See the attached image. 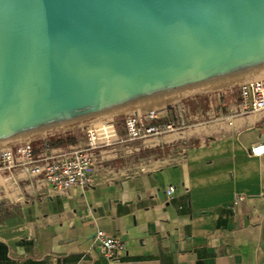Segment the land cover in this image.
I'll use <instances>...</instances> for the list:
<instances>
[{
  "label": "crops",
  "instance_id": "obj_1",
  "mask_svg": "<svg viewBox=\"0 0 264 264\" xmlns=\"http://www.w3.org/2000/svg\"><path fill=\"white\" fill-rule=\"evenodd\" d=\"M240 101L238 88L167 107L153 123L178 129L134 147L115 122L121 142L98 151L85 191L61 194L24 170H0V264H109L98 230L127 244L121 264H264V155L251 152L264 147V111L246 113ZM34 144L52 155L86 147L87 137L49 151Z\"/></svg>",
  "mask_w": 264,
  "mask_h": 264
},
{
  "label": "water",
  "instance_id": "obj_2",
  "mask_svg": "<svg viewBox=\"0 0 264 264\" xmlns=\"http://www.w3.org/2000/svg\"><path fill=\"white\" fill-rule=\"evenodd\" d=\"M264 73V0H0V150Z\"/></svg>",
  "mask_w": 264,
  "mask_h": 264
},
{
  "label": "built area",
  "instance_id": "obj_3",
  "mask_svg": "<svg viewBox=\"0 0 264 264\" xmlns=\"http://www.w3.org/2000/svg\"><path fill=\"white\" fill-rule=\"evenodd\" d=\"M239 92L240 106L244 112L264 111V77L241 84ZM158 113L153 111L145 115L134 114L127 117L124 121L127 132L125 141L160 137L178 129L179 126L173 121L154 124ZM86 137V147L52 155L36 154L35 144L31 142L1 149L0 170H24L61 194H67L72 190L85 191L95 184L98 151L121 142L114 121L88 128ZM43 143L46 151H49L48 141ZM251 152L255 156L264 155V147H255ZM174 192L173 186L167 188L169 200L173 198ZM243 200L244 196L239 195L234 205H239ZM94 242L109 264H121L127 251V244L122 239L98 230Z\"/></svg>",
  "mask_w": 264,
  "mask_h": 264
},
{
  "label": "rangeland",
  "instance_id": "obj_4",
  "mask_svg": "<svg viewBox=\"0 0 264 264\" xmlns=\"http://www.w3.org/2000/svg\"><path fill=\"white\" fill-rule=\"evenodd\" d=\"M262 78L264 76H261ZM253 79H260L258 78V76H252V77H249V78H245V79H242V80H238V81H235V84L232 86V87H229V89H224V90H220L219 86L217 87H214V88H210V89H207V90H203V91H200V92H196V93H193V94H190L188 96H183V98H180L178 100H175L173 102V104H170L168 106H166L165 108H162V109H159L157 110L158 112H161V111H164L167 107H172V106H177L185 101H188V100H191V99H194V98H198V97H203V96H208V95H214V94H218V93H222V92H229V91H235L239 88V86L247 81H250V80H253ZM145 115L147 113H143V114H136V113H132L130 115ZM130 115H121V116H118V117H115L113 118L112 120L110 121H114V122H123L125 121V119L127 117H129ZM107 121L106 119H103V120H100V121H96V122H93V123H90V124H86V125H83L82 127L79 126V127H76V128H73L71 131H68L66 133H63V134H59V135H55V136H49L47 138H39V139H35V140H32V141H28V143H35L37 142L39 144V142H42L44 140H53V139H58L59 137L60 138H65V137H69L71 139H73L74 141L76 139H83L85 140L86 138V131L88 128L90 127H94V126H99L101 123ZM109 122V121H108ZM123 128L120 127L119 129L121 130ZM154 137H148V138H144V139H138V140H135V141H132L134 143H132L131 147H134L135 145H139V144H142L150 139H153ZM147 151L148 150H141L140 152H137L136 154H132V156L134 157H137L136 160L138 158H141V157H145L147 155Z\"/></svg>",
  "mask_w": 264,
  "mask_h": 264
},
{
  "label": "trees",
  "instance_id": "obj_5",
  "mask_svg": "<svg viewBox=\"0 0 264 264\" xmlns=\"http://www.w3.org/2000/svg\"><path fill=\"white\" fill-rule=\"evenodd\" d=\"M74 140L69 138V137H65V138H58V139H53V140H49L48 141V146L50 148H57V147H62L68 144L73 143Z\"/></svg>",
  "mask_w": 264,
  "mask_h": 264
},
{
  "label": "bare ground",
  "instance_id": "obj_6",
  "mask_svg": "<svg viewBox=\"0 0 264 264\" xmlns=\"http://www.w3.org/2000/svg\"><path fill=\"white\" fill-rule=\"evenodd\" d=\"M235 84V82H231V83H228V84H224V85H221L219 86L220 90H224V89H229V87H232L233 85ZM188 96V95H186ZM185 97V96H184ZM159 105V104H158ZM135 111V110H134ZM137 111V110H136ZM154 111V110H153ZM153 111H150V112H153ZM125 114V113H124ZM127 114V113H126ZM125 114V115H126ZM121 115V114H120ZM116 117V116H115ZM113 119V118H112ZM72 129H69V130H66V131H62V132H59V133H56V134H52V135H49V136H55V135H59V134H63V133H66L68 131H71ZM49 136H45V137H42V138H47ZM44 141H48V140H44Z\"/></svg>",
  "mask_w": 264,
  "mask_h": 264
}]
</instances>
